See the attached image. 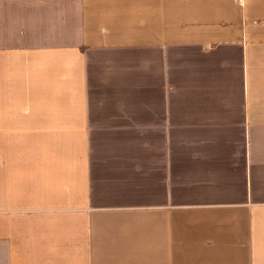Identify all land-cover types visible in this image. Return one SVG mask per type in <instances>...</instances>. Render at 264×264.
Returning a JSON list of instances; mask_svg holds the SVG:
<instances>
[{"label": "crops", "instance_id": "1", "mask_svg": "<svg viewBox=\"0 0 264 264\" xmlns=\"http://www.w3.org/2000/svg\"><path fill=\"white\" fill-rule=\"evenodd\" d=\"M87 4L0 35V264H264V0Z\"/></svg>", "mask_w": 264, "mask_h": 264}, {"label": "rangeland", "instance_id": "2", "mask_svg": "<svg viewBox=\"0 0 264 264\" xmlns=\"http://www.w3.org/2000/svg\"><path fill=\"white\" fill-rule=\"evenodd\" d=\"M87 6V0H0L3 50L75 43Z\"/></svg>", "mask_w": 264, "mask_h": 264}]
</instances>
